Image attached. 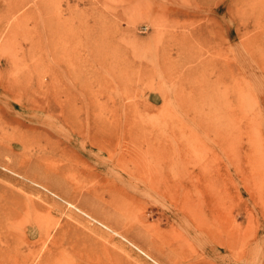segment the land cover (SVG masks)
<instances>
[{"label": "rangeland", "instance_id": "obj_1", "mask_svg": "<svg viewBox=\"0 0 264 264\" xmlns=\"http://www.w3.org/2000/svg\"><path fill=\"white\" fill-rule=\"evenodd\" d=\"M263 41L264 0H0V83L77 110L0 150V264H264Z\"/></svg>", "mask_w": 264, "mask_h": 264}, {"label": "bare ground", "instance_id": "obj_2", "mask_svg": "<svg viewBox=\"0 0 264 264\" xmlns=\"http://www.w3.org/2000/svg\"><path fill=\"white\" fill-rule=\"evenodd\" d=\"M263 44H264V41L262 42L261 45H263ZM23 76H24V74L22 75V77ZM22 80H24V79H22ZM22 80L19 81V79H17V82L10 81V82H1L0 83V113L3 114V117L5 119V121L0 122V150H2L3 153L10 152L9 149H11V145H19L20 142L31 143L32 136H34L37 132H39L40 129L47 128L45 120H43V114L45 112H47L48 114H52V116H54V115L58 116V115H60V113L63 114L65 106H67L66 112H77L76 108H74L72 106L69 107V105L64 104L63 102H61V100H57V101L50 104L47 100H43L41 98H38L36 94L39 92H42V90L44 88L43 84L39 83L34 87L28 83H25L24 81L22 83ZM30 94L35 95L36 99L27 98V96ZM45 94H47L46 91H45ZM61 94H62V91H58L59 98H60ZM45 116H47V115L45 114ZM50 126L51 125H49L48 128H52V126L51 127ZM53 126H55V124ZM2 157H3V155H2ZM0 160H1V157H0ZM148 160L149 161L147 163H149L148 165L151 168L150 176L152 177V179H163L164 181H172L174 184V185H171V187L173 188L172 189L173 191H175V190L181 191V189L179 187L183 188V190H187L186 186H179L177 180L186 179L187 176H190V178H191L192 175L194 176V174L188 173V171H181L179 166H177L175 164H170V166L167 167L169 165V163H168V165H165L164 162L159 158H151ZM175 162L177 163V160ZM186 169H187V167H186ZM187 170H191V169H187ZM196 179H199V178L197 177ZM183 181H185V180H183ZM149 188L150 187L148 186V189ZM194 190H195L194 193H197L199 195L200 199L198 198L197 202L200 200L199 207L201 208V210L204 207H208V206L216 208V206H217L216 202H214L212 199H210V200L208 199V195L210 193L211 187L206 181H205V183H202L201 185H198V184L194 185ZM160 195H162V194H160ZM165 196H163V197H165ZM211 197H213V196L209 195V198H211ZM218 201H219V199H218ZM164 203H165V201H164ZM219 204H222L221 201H219ZM176 209H177V207H176ZM217 209H220V208H217ZM209 211H211V210H209ZM218 216L219 215H217V217ZM260 216H262V215H260ZM226 217H229V216H226ZM215 220H218V219H215ZM219 220H220V218H219ZM221 220H223V219H221ZM218 222L219 221H217V223ZM249 222H250V219H249ZM213 223L215 224L216 222L213 221ZM245 225H246V223H245ZM217 227H218V224H217ZM263 233H261V236ZM248 234H249V232H248ZM263 236H264V234H263ZM262 240H264V239H262Z\"/></svg>", "mask_w": 264, "mask_h": 264}]
</instances>
